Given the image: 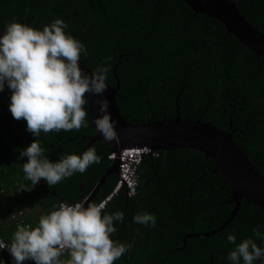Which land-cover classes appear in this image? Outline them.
Returning <instances> with one entry per match:
<instances>
[{
    "label": "trees",
    "instance_id": "trees-1",
    "mask_svg": "<svg viewBox=\"0 0 264 264\" xmlns=\"http://www.w3.org/2000/svg\"><path fill=\"white\" fill-rule=\"evenodd\" d=\"M238 9L264 33V0H239ZM54 18L63 19L65 31L85 44L87 56L82 54L81 60L88 67L111 65L106 82L118 85L116 100L130 123L179 113L223 131L231 129L264 175V57L242 45L220 21L194 11L184 0H0L1 27L15 19L42 28ZM9 96L5 87L0 92V235L7 242L23 219L34 226L53 204L85 198L113 165L108 158L113 147L95 141L90 146L95 145L99 163L56 185L48 186L41 178L43 185L32 186L23 180L27 157L18 155L36 138L25 131L23 119L11 121ZM85 107L88 112V104ZM86 119L88 126L79 130L40 134L50 160L62 152L85 150L86 136L93 133L89 115ZM156 153L143 156L135 194L128 196L124 187L105 205L109 213L124 212L123 221L114 222L112 238L131 245L113 264H229L227 253L234 245L227 233L234 231L238 243L256 239L253 229L264 232V209L243 199L222 230L188 236L225 223L235 206L231 188L212 172L214 159L201 151L173 148ZM117 179L109 175L92 203L108 195ZM21 184L27 190L18 191ZM143 211L156 215L154 226L133 222V215ZM5 212L17 216L7 219ZM5 257L0 251V258Z\"/></svg>",
    "mask_w": 264,
    "mask_h": 264
},
{
    "label": "clouds",
    "instance_id": "clouds-1",
    "mask_svg": "<svg viewBox=\"0 0 264 264\" xmlns=\"http://www.w3.org/2000/svg\"><path fill=\"white\" fill-rule=\"evenodd\" d=\"M67 27L61 18H54L42 28L13 19L0 34V92L7 87L11 116L23 119L25 131L36 138L18 155V159L27 157L22 163L23 180L32 186L41 178L48 186L56 185L76 172L84 173L101 159L93 145L80 154L62 152L52 161L39 139L42 132L87 127L86 93L102 95L108 87L111 65H97L91 72L82 68L81 55L87 56L85 44L66 32ZM98 104L100 115L92 120L95 132L106 142L118 141L117 121L108 111L109 101L103 98ZM149 149L148 154H157L158 150ZM112 152L117 153L113 149L109 155ZM22 189L27 190L23 184L18 191ZM89 194L76 202L53 204L52 210L41 215L34 226L17 224L10 242L0 241V251L7 248L13 264L29 260L34 264H113L131 247L112 238L117 231L114 222H122L124 212L104 211L109 200H102L107 195L101 202H86ZM132 220L152 227L156 215L138 212ZM253 236L256 239L247 237L237 243L235 232L227 233L228 243L234 245L227 253L229 264H264V232L253 229ZM0 264L5 260L0 258Z\"/></svg>",
    "mask_w": 264,
    "mask_h": 264
},
{
    "label": "water",
    "instance_id": "water-1",
    "mask_svg": "<svg viewBox=\"0 0 264 264\" xmlns=\"http://www.w3.org/2000/svg\"><path fill=\"white\" fill-rule=\"evenodd\" d=\"M196 12L204 13L220 21L242 45L256 54L264 57V33L254 27L239 11V0H184ZM0 26V34H3ZM81 67L86 71H93L84 61ZM107 83V82H106ZM108 87L102 95L88 96L89 122L93 129L92 135L86 136L89 143L85 150L95 141H103L112 146L117 153L130 147H148L152 150L167 151L173 148H189L205 153L214 159L212 172L219 173L231 188V201L235 206L225 223L211 232L189 234L188 236H207L222 230L236 215L241 201L247 199L264 209V175L252 164L242 147L234 140L232 130L223 131L210 122L200 119L183 118L179 113L173 118L148 120L143 123H130L121 113L117 100V87L107 83ZM107 98L108 111L117 121L118 141L106 142L94 130L92 120L100 115L97 112L99 100ZM84 150V151H85ZM119 161L115 160L110 170L105 172L97 181L86 202H92L98 189L105 179L111 175H118Z\"/></svg>",
    "mask_w": 264,
    "mask_h": 264
},
{
    "label": "built area",
    "instance_id": "built-area-1",
    "mask_svg": "<svg viewBox=\"0 0 264 264\" xmlns=\"http://www.w3.org/2000/svg\"><path fill=\"white\" fill-rule=\"evenodd\" d=\"M149 148L133 147L122 150L119 154L112 152L109 158L112 160L118 159L119 161V173L117 182L112 190L102 201L110 200L113 195L119 192L124 187L126 188V194L128 196L134 195L138 184L137 168L141 163L144 155L150 153ZM153 153V152H152ZM110 197V199H108ZM101 202V201H100ZM16 214L12 217L16 218ZM0 241L6 242L1 236ZM7 255L8 264H13L12 257L10 256L7 248L1 250ZM22 264H34V261H23Z\"/></svg>",
    "mask_w": 264,
    "mask_h": 264
},
{
    "label": "crops",
    "instance_id": "crops-1",
    "mask_svg": "<svg viewBox=\"0 0 264 264\" xmlns=\"http://www.w3.org/2000/svg\"><path fill=\"white\" fill-rule=\"evenodd\" d=\"M39 182H41L42 185H43V183H44V182H43V179H41ZM6 214H7V212H5L4 215H6ZM15 214H17V213H11V214H8V215H6V218L9 219V217L11 218V217H12L13 215H15ZM24 216H25V214H23V218H24ZM12 218H14V217H12ZM24 221H26V219H25V220L23 219V220L21 221L20 224H21V225H22V224H28V225H31L29 222L26 221V223H25ZM0 223H1V220H0ZM1 237H2V236H1ZM2 238H3V237H2ZM5 258H6V257H5ZM5 258H4V259H5ZM5 260H6V259H5ZM6 262H7V261H6ZM6 264H8V263H6Z\"/></svg>",
    "mask_w": 264,
    "mask_h": 264
},
{
    "label": "flooded vegetation",
    "instance_id": "flooded-vegetation-1",
    "mask_svg": "<svg viewBox=\"0 0 264 264\" xmlns=\"http://www.w3.org/2000/svg\"><path fill=\"white\" fill-rule=\"evenodd\" d=\"M3 117L5 118L6 117V115H3ZM7 121H9V120H7ZM11 121H12V116H11ZM12 126H13V128H15V126L13 125V124H11ZM18 131V130H17Z\"/></svg>",
    "mask_w": 264,
    "mask_h": 264
},
{
    "label": "bare ground",
    "instance_id": "bare-ground-1",
    "mask_svg": "<svg viewBox=\"0 0 264 264\" xmlns=\"http://www.w3.org/2000/svg\"><path fill=\"white\" fill-rule=\"evenodd\" d=\"M23 225V224H22Z\"/></svg>",
    "mask_w": 264,
    "mask_h": 264
}]
</instances>
